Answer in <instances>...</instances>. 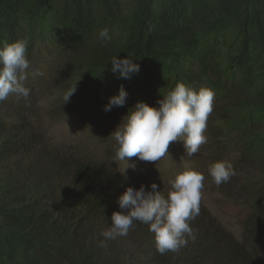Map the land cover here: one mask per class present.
Returning <instances> with one entry per match:
<instances>
[{
  "label": "trees",
  "instance_id": "16d2710c",
  "mask_svg": "<svg viewBox=\"0 0 264 264\" xmlns=\"http://www.w3.org/2000/svg\"><path fill=\"white\" fill-rule=\"evenodd\" d=\"M19 39L29 73L45 69V56L55 65L50 79L29 74L27 99L0 102V264H264V0H0V47ZM129 56L139 73L117 78L111 59ZM178 83L215 92L208 134L216 160L237 173L220 188L249 207L243 239L201 203L194 239L177 252L158 253L139 222L102 248L119 196L154 182L47 143L35 87L57 94L59 116L122 123L137 102L158 107ZM121 85L126 104L104 111Z\"/></svg>",
  "mask_w": 264,
  "mask_h": 264
},
{
  "label": "clouds",
  "instance_id": "9594fccd",
  "mask_svg": "<svg viewBox=\"0 0 264 264\" xmlns=\"http://www.w3.org/2000/svg\"><path fill=\"white\" fill-rule=\"evenodd\" d=\"M109 33L108 28L99 32V39L105 44L112 39ZM27 48L28 42L24 39L13 43L5 41L0 47V102L12 94L27 99L31 93L25 86L29 74L44 75L40 70L29 73ZM111 64V71L117 78L131 79L140 71V65L134 63L131 56L126 59L113 57ZM76 85L66 92V103L76 92ZM127 95L121 85L118 95L109 98L104 111L123 107ZM214 98L212 89L201 87L197 90L178 83L156 102L158 107L137 102L110 136L117 144L116 158L126 161V158L137 157L141 161L156 162L167 155L170 145L177 141L183 142L186 156L193 157L207 143V122L213 112ZM208 174L219 187L230 182L237 173L231 162L218 161L210 165ZM204 180L202 173L187 169L170 181L171 190L167 196L155 183L150 191L144 185L139 190L128 187L117 200L121 211L112 214L110 227L101 232L104 239L99 241V246L107 247L108 241L126 237L139 222L149 225V231L155 236L156 250L161 255L186 247L188 238L194 239L190 222L199 215Z\"/></svg>",
  "mask_w": 264,
  "mask_h": 264
},
{
  "label": "rangeland",
  "instance_id": "374dc122",
  "mask_svg": "<svg viewBox=\"0 0 264 264\" xmlns=\"http://www.w3.org/2000/svg\"><path fill=\"white\" fill-rule=\"evenodd\" d=\"M55 65L52 58L45 56V64L42 63L41 71L48 79L50 70ZM36 98L38 99V110L35 121L44 130L47 143L70 149L82 156L95 160L116 163L117 169L133 177H148L150 181L158 183L164 193L171 190L170 181L176 175L187 169H195L205 176L204 190L201 203L204 204L215 218L239 241L243 239V224L250 210L244 204L238 193L228 195L220 186L218 187L212 177L208 174L210 165L218 162L215 158V148L206 130L207 143L201 146L199 153L193 157H187L182 141L173 142L168 154L156 162H145L137 157L126 158L121 161L116 158V141L110 137L121 124L118 117L102 119L101 113L94 120H88L86 115L81 113H67L57 115L55 109L60 103L55 92H41L37 86ZM211 119V114L208 122ZM207 122V126L208 123ZM224 161L230 162L228 159ZM129 264L133 259H129ZM142 264H148L144 261Z\"/></svg>",
  "mask_w": 264,
  "mask_h": 264
}]
</instances>
